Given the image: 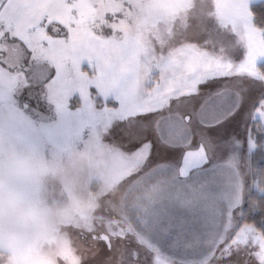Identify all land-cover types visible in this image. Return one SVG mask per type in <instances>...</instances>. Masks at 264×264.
I'll return each mask as SVG.
<instances>
[{
	"label": "snow or ice",
	"instance_id": "snow-or-ice-1",
	"mask_svg": "<svg viewBox=\"0 0 264 264\" xmlns=\"http://www.w3.org/2000/svg\"><path fill=\"white\" fill-rule=\"evenodd\" d=\"M4 106L107 154L86 264H264V0H0Z\"/></svg>",
	"mask_w": 264,
	"mask_h": 264
},
{
	"label": "clouds",
	"instance_id": "clouds-1",
	"mask_svg": "<svg viewBox=\"0 0 264 264\" xmlns=\"http://www.w3.org/2000/svg\"><path fill=\"white\" fill-rule=\"evenodd\" d=\"M107 159L92 139L78 151L45 154L15 131L0 132V264L94 260L98 245L85 235L99 228L100 193L87 189Z\"/></svg>",
	"mask_w": 264,
	"mask_h": 264
},
{
	"label": "rangeland",
	"instance_id": "rangeland-1",
	"mask_svg": "<svg viewBox=\"0 0 264 264\" xmlns=\"http://www.w3.org/2000/svg\"><path fill=\"white\" fill-rule=\"evenodd\" d=\"M8 129L15 131L28 141L43 148L45 154L56 151H78L90 140L87 129H77L72 125L58 127L42 126L39 122L30 123L22 120L19 114L8 107H0V132ZM54 188L61 186V181L53 177L50 180ZM104 190L102 174H93L88 183V194L101 193Z\"/></svg>",
	"mask_w": 264,
	"mask_h": 264
}]
</instances>
